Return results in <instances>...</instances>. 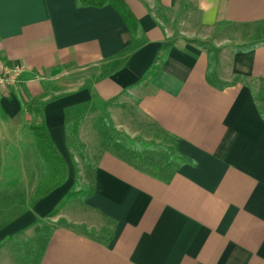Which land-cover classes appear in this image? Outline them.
Returning a JSON list of instances; mask_svg holds the SVG:
<instances>
[{
	"label": "crops",
	"instance_id": "crops-1",
	"mask_svg": "<svg viewBox=\"0 0 264 264\" xmlns=\"http://www.w3.org/2000/svg\"><path fill=\"white\" fill-rule=\"evenodd\" d=\"M123 1L134 33L111 6L0 0V59L24 67L0 97V197L24 191L0 219V264H264V0ZM32 103L67 167L34 202ZM148 135L169 164L139 161ZM75 182L84 198L49 216Z\"/></svg>",
	"mask_w": 264,
	"mask_h": 264
},
{
	"label": "trees",
	"instance_id": "trees-1",
	"mask_svg": "<svg viewBox=\"0 0 264 264\" xmlns=\"http://www.w3.org/2000/svg\"><path fill=\"white\" fill-rule=\"evenodd\" d=\"M80 7L88 8H102L104 6L113 7L119 15L122 17L128 28L135 32L137 23L132 13L128 9L127 5L123 0H74ZM196 44L200 49L204 50L208 57V80L211 83H215L218 87L223 88L228 86V84L220 82L216 79L215 74V52L210 43L191 41ZM167 46L161 49L162 57L165 56ZM238 49V50H245ZM159 60V58H158ZM158 68L155 64L146 74V77H153ZM145 77V78H146ZM29 112L36 113L39 118V123H32L28 126V130L32 134L35 140L36 149L44 163L45 174L42 179L38 182L37 186L32 192L31 200L32 202L40 200L48 196L56 188L63 185L67 180V167L64 159L56 150L53 142L50 139L48 130L44 124L41 108L37 103H32L28 107ZM77 130V125L73 127H68V135L74 136ZM68 147L75 148L71 142H68ZM83 190H77V182L74 183L72 188L61 198L59 203L56 205L54 210L49 214V216L56 215L69 201L74 198H84Z\"/></svg>",
	"mask_w": 264,
	"mask_h": 264
},
{
	"label": "rangeland",
	"instance_id": "rangeland-1",
	"mask_svg": "<svg viewBox=\"0 0 264 264\" xmlns=\"http://www.w3.org/2000/svg\"><path fill=\"white\" fill-rule=\"evenodd\" d=\"M154 135H148V138L147 137L145 138L142 136L136 137L137 141H135L136 143H133L131 147L138 154V157H140L139 161L142 164L148 165L150 163L149 165H152V164L167 165L171 162L174 151H172L168 143L162 142L161 140L156 138V136ZM123 143L125 146H127L125 142ZM15 144L18 145L19 143H15ZM22 146L23 145L21 144L20 148H22ZM2 152L6 153L7 150L4 149V151ZM12 156H13L12 153L9 152L7 155H5V159L6 160L9 159L10 161H13ZM9 175L10 174L8 175L6 174L7 178L9 177ZM4 188L5 187L3 185L0 186V191H5ZM17 191H16V194H17ZM20 192H21V196L15 195L14 197H12L13 199L7 196H5V198L0 197V219L4 216L12 217L13 215H16L19 211H22L24 209V205H23L24 198L22 197L24 194V191H20ZM12 202H14L16 205L13 204L14 205L13 206ZM53 225L55 226L56 224H53Z\"/></svg>",
	"mask_w": 264,
	"mask_h": 264
},
{
	"label": "built area",
	"instance_id": "built-area-1",
	"mask_svg": "<svg viewBox=\"0 0 264 264\" xmlns=\"http://www.w3.org/2000/svg\"><path fill=\"white\" fill-rule=\"evenodd\" d=\"M23 71L22 65L10 67L0 59V97L10 89L18 87L19 77Z\"/></svg>",
	"mask_w": 264,
	"mask_h": 264
}]
</instances>
